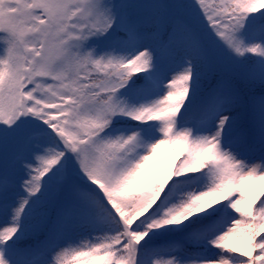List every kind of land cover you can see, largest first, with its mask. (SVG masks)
<instances>
[{"label":"snow or ice","instance_id":"obj_1","mask_svg":"<svg viewBox=\"0 0 264 264\" xmlns=\"http://www.w3.org/2000/svg\"><path fill=\"white\" fill-rule=\"evenodd\" d=\"M0 264H264V0H0Z\"/></svg>","mask_w":264,"mask_h":264}]
</instances>
